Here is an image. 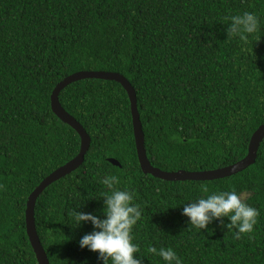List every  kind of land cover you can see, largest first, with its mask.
<instances>
[{
    "label": "trees",
    "instance_id": "16d2710c",
    "mask_svg": "<svg viewBox=\"0 0 264 264\" xmlns=\"http://www.w3.org/2000/svg\"><path fill=\"white\" fill-rule=\"evenodd\" d=\"M251 11L258 31L227 39L228 17ZM112 72L135 90L145 149L164 172H200L244 159L264 124V0H0V264H38L26 228L30 194L80 152L81 138L51 107L56 86L77 72ZM91 139L83 163L49 185L35 224L50 264H102L79 245L90 222L73 227L74 207L103 218L100 182L116 175L142 210L133 228L143 264H264V140L253 165L211 181H167L140 166L128 93L115 81L84 79L59 95ZM115 159L120 166L109 160ZM248 189L259 209L250 233L200 230L182 209L203 189Z\"/></svg>",
    "mask_w": 264,
    "mask_h": 264
},
{
    "label": "clouds",
    "instance_id": "9594fccd",
    "mask_svg": "<svg viewBox=\"0 0 264 264\" xmlns=\"http://www.w3.org/2000/svg\"><path fill=\"white\" fill-rule=\"evenodd\" d=\"M227 19V39L239 37L246 40L247 35L255 33L260 27L258 15L251 11L231 15ZM100 182L107 189L102 195L103 218L93 212L78 211L76 207L70 213L73 219L70 225L73 227L86 222L93 226L92 231L80 237V247L98 252L102 264H143V257L139 255L140 245L133 241L132 234L142 216L133 191L127 187H118L120 179L116 175H105ZM203 191L205 195L190 200L182 209L183 215L189 218V225L203 230L214 219L227 217L230 222L222 223L221 227L234 228L236 236L254 230L260 212L248 202L251 198L248 189L209 192L204 188ZM147 251L157 253L165 264H183L182 258L172 247L157 250L149 246Z\"/></svg>",
    "mask_w": 264,
    "mask_h": 264
},
{
    "label": "water",
    "instance_id": "95a60500",
    "mask_svg": "<svg viewBox=\"0 0 264 264\" xmlns=\"http://www.w3.org/2000/svg\"><path fill=\"white\" fill-rule=\"evenodd\" d=\"M84 79H100L107 81H115L121 84L123 88L126 90L131 103L134 137H135L138 160L141 169L145 174H151L156 178L167 181H174V180L211 181L215 179H221V178L233 176L241 171H244L246 168H248L249 166L255 163L260 144L264 140V124H263L256 130V132L251 137L247 156L244 159L236 162L235 164H232L224 168L209 170V171L164 172L158 168H155L148 159L147 152L145 149V138H144L143 127L138 112L136 93L132 85L128 82V80L124 76L112 72L81 71L68 76L62 82H60L53 90V93L51 95V107L54 114L60 120L68 124L79 134L81 138V146H80L79 154L74 159L67 162L65 165L61 166L60 168L52 172L49 176H47L39 184V186L30 194L28 198L27 207H26L27 235L29 237V241L32 245L35 255L37 257L38 264H50V263L45 253V250L40 242L36 229L35 205L37 199L49 185L61 179L62 177L66 176L67 174L72 173L83 163L84 157L88 152L91 144V139L84 130V128L75 118H73L69 113L65 111V109L62 107L59 101V95L63 89H65L69 84L73 82ZM109 161L115 166H120V163L115 159H110Z\"/></svg>",
    "mask_w": 264,
    "mask_h": 264
}]
</instances>
